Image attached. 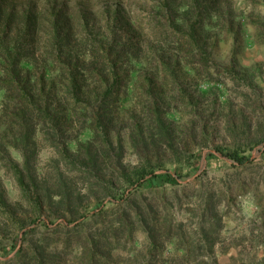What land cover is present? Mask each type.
<instances>
[{
    "label": "rangeland",
    "instance_id": "obj_1",
    "mask_svg": "<svg viewBox=\"0 0 264 264\" xmlns=\"http://www.w3.org/2000/svg\"><path fill=\"white\" fill-rule=\"evenodd\" d=\"M0 264H264V0H0Z\"/></svg>",
    "mask_w": 264,
    "mask_h": 264
},
{
    "label": "trees",
    "instance_id": "obj_2",
    "mask_svg": "<svg viewBox=\"0 0 264 264\" xmlns=\"http://www.w3.org/2000/svg\"><path fill=\"white\" fill-rule=\"evenodd\" d=\"M227 156L229 158H232L234 159L235 161H237V163L239 164H244V163H247L250 161V157L248 156H244V155H238L237 153H229L227 154ZM149 174V176H153L154 177V173L150 172V173H146V174H141L140 176V179L143 181V180H146V176Z\"/></svg>",
    "mask_w": 264,
    "mask_h": 264
}]
</instances>
